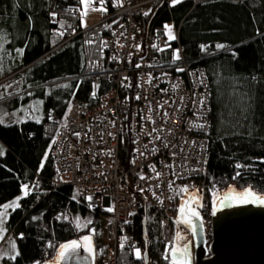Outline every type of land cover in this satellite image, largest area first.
I'll return each instance as SVG.
<instances>
[{"label": "trees", "instance_id": "obj_1", "mask_svg": "<svg viewBox=\"0 0 264 264\" xmlns=\"http://www.w3.org/2000/svg\"><path fill=\"white\" fill-rule=\"evenodd\" d=\"M158 5L150 25L172 21L189 65L202 67L208 81L207 166L202 182L192 183L202 187L210 207L212 197L227 188L264 193V0H182L169 8L158 0L141 19L144 28ZM103 7L104 18L112 4ZM78 8L79 0H0V205L20 198L4 226L19 255L6 264H44L63 242L86 235L95 255L102 249L104 216L72 186L56 184L49 154L70 101L90 106L107 89L103 38L117 21L82 28ZM11 83L19 84L20 94L7 93ZM28 97L42 103L38 120L17 119V105ZM27 182L33 184L25 197ZM181 196L175 193L174 214ZM76 217L91 224L78 229ZM141 220L138 215L119 225V241L131 238L134 245H119L117 264H143L135 257L143 249ZM144 230L148 264H169L159 242V212L149 205Z\"/></svg>", "mask_w": 264, "mask_h": 264}, {"label": "built area", "instance_id": "obj_2", "mask_svg": "<svg viewBox=\"0 0 264 264\" xmlns=\"http://www.w3.org/2000/svg\"><path fill=\"white\" fill-rule=\"evenodd\" d=\"M156 1L105 0L112 9L99 22L117 21L103 38L105 63L101 73L107 89L90 106L77 99L70 101L71 110L68 107L49 152L56 184L72 186L89 208L104 216L102 251L95 255L94 264H117L119 245L133 247L131 238L119 241L118 228L142 215L143 202L145 208L149 205L159 212V242L165 253L173 241L176 215L175 192L169 189V182L174 181L173 189L184 182H202L206 171L210 126L207 77L202 67L189 65L178 43V27L172 21L149 25L145 33L141 19ZM163 2L168 8L172 4V0ZM165 25L172 28L174 40H169ZM176 50L179 60L173 59ZM201 99L205 101L203 108ZM199 124L205 127H194ZM156 172L161 174L159 178ZM141 175L146 179H140ZM32 184L23 185L29 189ZM201 205L208 245V197Z\"/></svg>", "mask_w": 264, "mask_h": 264}, {"label": "water", "instance_id": "obj_3", "mask_svg": "<svg viewBox=\"0 0 264 264\" xmlns=\"http://www.w3.org/2000/svg\"><path fill=\"white\" fill-rule=\"evenodd\" d=\"M159 6L160 5H158L149 16L145 25V33ZM229 189L230 188H227L215 195L214 200L217 201L215 215H213L214 200L212 201L211 233L208 245H205L203 231L198 237H193L191 233V264H264V205L247 203L233 204L231 207H221L218 201ZM234 190L236 193H239L245 189L240 191ZM189 192L196 193L200 197L198 188H193L189 190ZM183 199H186V195H183L182 200ZM182 200L176 210L173 241L178 234V224L175 223V221L178 219V209L181 206ZM145 209V203L143 202L141 226L143 242L142 256L144 259L142 260L143 264H148L144 230ZM83 237L84 236L78 237L73 240H81ZM180 238L177 246L185 242L183 237L180 236ZM73 240L65 241L62 244L70 243ZM57 256L58 251L51 260L44 264H56ZM61 264H94V261L88 256V253L81 248L77 254H73L72 259L63 261Z\"/></svg>", "mask_w": 264, "mask_h": 264}, {"label": "snow or ice", "instance_id": "obj_4", "mask_svg": "<svg viewBox=\"0 0 264 264\" xmlns=\"http://www.w3.org/2000/svg\"><path fill=\"white\" fill-rule=\"evenodd\" d=\"M93 2H94V0H79V3L84 6V10L80 11L81 26H83V27L87 26L86 22H85V18L87 17L89 11H101V12L106 11V8H104V7H99V8L90 7ZM99 2L101 5H103L105 0H99ZM180 3H182V0H172V6H175V5L180 4ZM144 15H148V12H145ZM54 16H55V14H53V17ZM61 27H63L62 23H61ZM69 27H71V26H69ZM165 28L167 30V35H168L169 40H174L175 36L172 34V28L168 25H165ZM61 35H63V33H61ZM3 39H4V37L2 35H0V40H3ZM0 46H2V45H0ZM218 47H223V46L218 45ZM161 50H163V49H161ZM20 51H21V55H23V51L22 50H20ZM173 59L174 60L180 59L178 50H176ZM139 66L140 65H137V67H139ZM177 71H183V69L178 68ZM125 79H127V77H125ZM150 80H151V76H150ZM6 87H11V85H8ZM94 95H95V93H93V96ZM137 99H139V97H137ZM199 104H200L201 108H203L205 105V101L203 99H201L199 101ZM70 110H71V107H69V111ZM164 115L167 116L168 115L167 112H165ZM2 123H3V119H0V124H2ZM153 123H154V121H153ZM113 126H115V125L113 124ZM194 127L204 128L205 125L199 124V125H194ZM153 131H156V130L153 129ZM76 135L78 136L79 133H76ZM156 139H160V137L157 136ZM137 151H139V150L137 149ZM155 151H156L155 148H153L152 152L154 153ZM2 154H3V151H2V149H0V155H2ZM140 155H145V153L141 152ZM45 158H47V157H45ZM262 162H264V161H262ZM41 167H43V165H41ZM242 167H244V165H241V164L236 165V168H238V169L242 168ZM150 168L153 172L156 171L154 166H150ZM160 175L161 174L159 172H156V178H159ZM236 175L239 176L240 173L237 172ZM233 178L235 179V177H233ZM140 179H146V177L141 175ZM173 184H174V181L169 182V189L170 190H173L176 193V195H181V194L186 195V199L182 200L181 206L178 209L179 216H178V219L175 221V223L185 225L187 228L190 229L193 237H198L202 234V231H203L202 218L200 216L199 211H197V208L202 207V205L199 202L200 197L196 193L189 192L188 186H183V187H180L178 189H173ZM157 187H159V186H157ZM22 191H23V195L26 197L29 194L28 193V185H23ZM141 191H143V189H141ZM154 195H155V193H154ZM19 199L20 198H17V200H14L11 204H5L3 206H0L4 209V211H0V232L3 231L2 226L6 222L5 221L6 210L8 208H13V210H14L15 208L19 207V203H18ZM87 199L89 201H91L92 197L89 196V197H87ZM161 203H162V201H161ZM216 203H217V201L214 200V202H213V208H214L213 215H215ZM218 203L221 207H231L233 204H247V203H257L259 205H264V194H258L256 192H254L250 187L245 189L242 192H239V193H236L234 189L230 188L229 191L227 193H225L224 196L219 199ZM193 205H195V207ZM106 210L107 211H114V208H108ZM88 224H91L90 220L86 221L82 225L80 218L76 217V225L78 228L82 227V226L86 227ZM92 231L94 234V230H92ZM180 239L181 238H180L179 233H178L176 239L172 243H170L168 246H166L164 259L167 260L169 262V264H191L190 242L186 241L182 245L177 246ZM121 246L123 247V244ZM13 247H14V245H13ZM81 248H83V250L88 253V256L91 257L94 261L96 250L93 246L92 236L86 235L81 240H73L70 243L61 244L59 246L58 256L56 258V264H61V262H63V261L72 259L73 254H77ZM18 255H19V252H16L15 256H12L11 259L14 260L16 258V256H18ZM135 257L137 259H144V257L142 256L141 250L139 248H137L135 250ZM0 258H3V256L0 255Z\"/></svg>", "mask_w": 264, "mask_h": 264}, {"label": "rangeland", "instance_id": "obj_5", "mask_svg": "<svg viewBox=\"0 0 264 264\" xmlns=\"http://www.w3.org/2000/svg\"><path fill=\"white\" fill-rule=\"evenodd\" d=\"M90 7L99 8V7H103V5L95 4L93 2ZM83 10H84V6L79 3L78 17H79L80 26H81L80 11H83ZM103 16H104V12L89 11L87 17L85 18V22L87 25L86 27H90V26L94 25L95 23L99 22L100 20L103 19ZM81 27L84 28L83 26H81ZM10 85H11V87H6L7 93H10V94H20L21 93V88H20L18 83H11ZM17 106L18 107H17L15 114L17 115L18 120H22V119L38 120L40 113L42 111L41 110V106H42L41 101L38 99H35L33 97H28L26 100L20 102ZM13 110L15 111L14 108H13ZM184 186H188L189 190H191L193 188H198L199 193H200V203H202L204 197L203 198L201 197L202 187L199 184H195V183L190 182L189 184H186ZM183 195L184 194H182L180 199H182ZM17 198L18 197L14 198V199H12V200L4 203V204H1L0 206H3L5 204H11L14 200H17ZM214 198H215V196L212 197V201L214 200ZM9 209L10 208H8L6 210V217H7V213H8ZM0 211H4V209L2 207H0ZM6 217H5V220H6ZM72 221H73L74 226L76 228H78L76 225V218L72 219ZM86 221L87 220L82 219L81 220L82 225ZM99 221H100V225L103 226V228H104V222H105L104 217H100ZM4 226H5V223L2 226L3 231L0 232V255L3 256V258H0V264H6L5 260L11 259V257L15 256V254L17 252V248H16V244H15V238L11 234L7 235L4 233ZM81 228H84V226L79 227L78 229H81ZM103 233H104V231H103ZM13 245H14V247H13Z\"/></svg>", "mask_w": 264, "mask_h": 264}, {"label": "flooded vegetation", "instance_id": "obj_6", "mask_svg": "<svg viewBox=\"0 0 264 264\" xmlns=\"http://www.w3.org/2000/svg\"><path fill=\"white\" fill-rule=\"evenodd\" d=\"M182 200V199H181ZM181 200L179 201L178 204H180ZM200 202V201H199ZM201 204V203H200ZM195 207V205H193ZM200 208V207H199ZM199 208H197V211H199ZM172 225H173V231L175 229V224H174V220L172 221ZM177 233H179V235L181 237H183L185 239V242L188 241L190 242V244L192 243L191 241V231L189 228H187L185 225L183 224H178V229H177ZM173 242V241H172Z\"/></svg>", "mask_w": 264, "mask_h": 264}]
</instances>
